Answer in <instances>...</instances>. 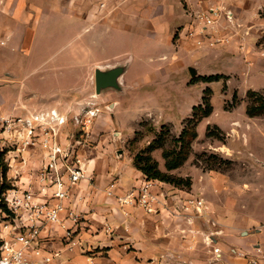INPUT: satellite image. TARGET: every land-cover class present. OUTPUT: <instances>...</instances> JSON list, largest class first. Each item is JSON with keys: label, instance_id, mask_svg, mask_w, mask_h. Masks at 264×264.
I'll list each match as a JSON object with an SVG mask.
<instances>
[{"label": "rangeland", "instance_id": "1", "mask_svg": "<svg viewBox=\"0 0 264 264\" xmlns=\"http://www.w3.org/2000/svg\"><path fill=\"white\" fill-rule=\"evenodd\" d=\"M207 3L197 13L185 0H157L149 14L141 3L136 14H129L126 4L120 5L126 14H53L34 50L25 45L11 53L0 47V113L10 115L17 108L12 114L22 116L57 108L72 117L96 107L100 113L88 134L87 154L85 149L81 155L89 167L88 160L108 150V170L121 168L126 178L134 156L159 135L165 136V149L174 150L184 129L196 128L187 162L170 174L191 179V189L180 190L209 201L217 238L240 240L255 233L264 218V117L247 115L248 94L264 93V9L254 11L249 4L245 10V4L225 0ZM211 12L220 14L214 33L208 32L216 41L197 46L187 29L194 22L188 16ZM234 14H257L256 22L245 25ZM11 54L17 57L8 58ZM115 68L124 69L120 89L97 95L96 71ZM211 77L219 80L204 81ZM205 100L213 112L201 119L195 110H205ZM71 128L78 133V127ZM163 151L153 158L168 172ZM37 152L23 155V168L10 169L2 160L0 172L7 179L0 188L33 194L37 179L32 184L29 175L38 176L42 169L33 161Z\"/></svg>", "mask_w": 264, "mask_h": 264}, {"label": "crops", "instance_id": "2", "mask_svg": "<svg viewBox=\"0 0 264 264\" xmlns=\"http://www.w3.org/2000/svg\"><path fill=\"white\" fill-rule=\"evenodd\" d=\"M152 1L157 0H0V47H5L11 53L23 49L25 45L29 50H34L37 35L50 28L53 14H126L124 10L121 12V4L128 5L129 14H136L134 10L137 3H141L143 12L149 14ZM158 1L168 3V0ZM185 1L193 4L192 13L201 11L200 7L205 8L208 4L207 0ZM225 1L243 3L245 10L250 8L249 4H253L254 11L264 9V0ZM200 2L204 5L199 6ZM192 13L188 16L189 21L195 20ZM234 16L243 24L252 25L256 22L257 14ZM193 24L188 22L187 27ZM236 42L241 43L238 40ZM14 55L8 58H15ZM51 109L57 108L42 110ZM16 111L17 108L12 113ZM101 150L97 158L88 160V179L74 191V204L67 205L71 209L75 205L76 213H81L79 223L75 224L71 210H68L62 214L61 224L48 226L42 232V247L46 252L57 255L50 264H254L255 261L256 264H264V218L257 222L260 228L255 233L240 240H232L228 236L220 240L218 235L215 236L214 247L222 251V258L216 261L214 248L206 243V237L218 230L205 221H187L182 216L180 202L188 195L185 191L166 183L151 181L152 184L160 185L169 198L165 205H161L160 213L147 214L141 207L122 206L117 200L118 196L131 194L148 181L133 164V170L126 172L127 178L121 168L110 172L104 155L108 150L104 154ZM84 153L87 154V149ZM33 161L37 169L40 164L42 168L44 154L35 153ZM18 173L24 174L22 170ZM29 177L32 184L37 179L32 188L35 201L54 203L52 192L43 190L38 176L33 173ZM113 183H116L114 193L109 196L110 185ZM72 228L77 242L75 247L65 239L66 231Z\"/></svg>", "mask_w": 264, "mask_h": 264}, {"label": "built area", "instance_id": "3", "mask_svg": "<svg viewBox=\"0 0 264 264\" xmlns=\"http://www.w3.org/2000/svg\"><path fill=\"white\" fill-rule=\"evenodd\" d=\"M219 16L215 12L200 13L196 15L192 27H187L194 33L197 46L216 41L208 32L214 33ZM98 113L99 109L91 107L74 113L72 117L57 109L29 112L22 116L12 113L0 115V162L4 160L13 169L26 162V153H43L44 164L38 179L43 190L52 192L54 201L40 203L31 193L0 188V264H50L57 255L46 252L42 247L44 228L61 224V216L68 210H71L75 224L79 223L81 213H76L75 205L74 209L67 205L74 204V191L88 179L86 160L81 152L87 148L88 134ZM73 126L78 127V133L71 128ZM0 173V185H3L6 174ZM147 181L131 194L118 196L119 204L141 207L147 214L160 213L161 205L169 199L168 195L160 185ZM115 186L116 183L110 185L109 196L113 195ZM180 204L182 216L187 221L202 220L217 228L215 211L204 197L188 195ZM219 234V231H213L206 237V243L214 248L216 261L222 258L221 249L214 247V238ZM65 239L72 247L77 245L74 228L66 231ZM253 263L256 264V261Z\"/></svg>", "mask_w": 264, "mask_h": 264}, {"label": "trees", "instance_id": "4", "mask_svg": "<svg viewBox=\"0 0 264 264\" xmlns=\"http://www.w3.org/2000/svg\"><path fill=\"white\" fill-rule=\"evenodd\" d=\"M217 80H219V77L204 79L205 82ZM207 92L209 93L210 91L207 90ZM204 105L207 107L205 110H203L202 107L195 110L196 112L201 111V119L211 116L213 112L210 100H205ZM247 115L251 118L264 117V93L250 92L248 94ZM197 116L198 115L195 113L194 119L198 122L200 118H197ZM195 129L189 130V128H185L183 134L176 142L174 150L165 149V136L164 134L159 135L156 140L134 156V168L141 172L149 181L166 183L178 189H191V179L176 177L170 174V172L181 168L187 162L192 144L198 138V133ZM210 134L209 130V135ZM159 149L164 150L163 158L166 161L165 166L168 172L162 171L158 161L153 158V153Z\"/></svg>", "mask_w": 264, "mask_h": 264}, {"label": "water", "instance_id": "5", "mask_svg": "<svg viewBox=\"0 0 264 264\" xmlns=\"http://www.w3.org/2000/svg\"><path fill=\"white\" fill-rule=\"evenodd\" d=\"M192 76H196V72L191 69L190 70ZM124 74L123 68H115L109 71H96V92L97 95H100L104 90L107 89H120V80ZM116 136H119V134H114V138L116 139Z\"/></svg>", "mask_w": 264, "mask_h": 264}]
</instances>
